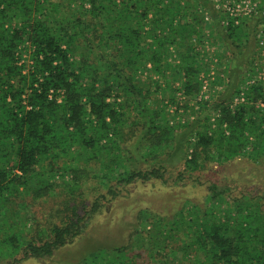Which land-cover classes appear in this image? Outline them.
<instances>
[{
    "label": "trees",
    "instance_id": "1",
    "mask_svg": "<svg viewBox=\"0 0 264 264\" xmlns=\"http://www.w3.org/2000/svg\"><path fill=\"white\" fill-rule=\"evenodd\" d=\"M224 21L209 0H0V263L51 257L122 186L165 181L170 170L200 182L198 171L241 157L264 165V83L249 82L264 15ZM206 40L226 89L193 101L210 68ZM203 185V206L158 222L181 241L168 252L181 264H264V191ZM42 199L49 210L25 211ZM79 264L137 263L116 246Z\"/></svg>",
    "mask_w": 264,
    "mask_h": 264
},
{
    "label": "rangeland",
    "instance_id": "2",
    "mask_svg": "<svg viewBox=\"0 0 264 264\" xmlns=\"http://www.w3.org/2000/svg\"><path fill=\"white\" fill-rule=\"evenodd\" d=\"M196 5L195 8L200 11V5ZM203 30L208 37L211 28L205 26ZM204 43L210 53L211 59L207 58L210 68L208 71L201 72L202 89L193 101L212 102L222 94L223 90L225 91L227 76L223 71L225 66H220L217 44L207 40ZM252 66L253 64L251 69ZM219 79L223 81L212 85L213 81H219ZM205 80L209 81L206 87H204ZM249 80H253V70H251ZM178 95V101L185 100V96L180 93ZM193 101L190 103L192 104ZM174 106L170 107L171 112L174 111ZM178 113L182 119L189 116L182 108L178 109ZM212 117L213 119L216 117L215 113ZM194 175L200 179V182L192 181L186 175L183 180H179L177 171L170 170L166 174L165 181L160 179L148 182L136 181L122 186L116 197L108 201L102 199V210L88 222L83 233L74 242L56 250L51 257L43 260L23 259L20 262L10 259L9 263L5 260L0 264H79L93 251L116 246L125 247L129 258L137 264H164L165 262L179 264L180 261L177 259L180 255L168 252V247L165 245L172 243L176 246L181 244V241L177 239L172 242L165 233L160 234L158 222L168 224V221L174 219L184 207L186 212L193 204L203 206L208 194L203 183L207 181L228 183L237 191L242 192L264 191V165L254 163L244 157L223 165L211 164L206 170L198 171ZM55 180L59 183L58 187L62 186L60 185L62 179L58 174ZM95 186H98L96 180H90L86 185L90 203L96 198ZM58 193L60 194V191ZM52 205V200L42 199L36 201L32 207L30 205V209L28 207L24 209L38 216L49 210ZM142 212H145V215ZM20 257L21 255H18V258Z\"/></svg>",
    "mask_w": 264,
    "mask_h": 264
},
{
    "label": "built area",
    "instance_id": "3",
    "mask_svg": "<svg viewBox=\"0 0 264 264\" xmlns=\"http://www.w3.org/2000/svg\"><path fill=\"white\" fill-rule=\"evenodd\" d=\"M217 12H219L225 19L224 25H228L229 22H233L235 25H240L242 22L250 19L255 14L264 15V0H209ZM204 11V8H200ZM206 19L209 20V15L206 12ZM260 55L256 58V74L253 77L252 82L264 83V30L259 33ZM209 83L208 80L204 81V87ZM244 91L240 95L234 98V103L244 101ZM264 92V85H263ZM264 97V96H263ZM256 106L262 109L264 112V98L260 99Z\"/></svg>",
    "mask_w": 264,
    "mask_h": 264
}]
</instances>
